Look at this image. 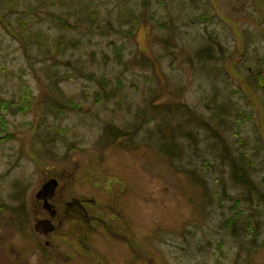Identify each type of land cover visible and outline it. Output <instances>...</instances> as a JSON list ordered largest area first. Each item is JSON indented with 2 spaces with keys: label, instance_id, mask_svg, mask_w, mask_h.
I'll return each instance as SVG.
<instances>
[{
  "label": "rangeland",
  "instance_id": "rangeland-1",
  "mask_svg": "<svg viewBox=\"0 0 264 264\" xmlns=\"http://www.w3.org/2000/svg\"><path fill=\"white\" fill-rule=\"evenodd\" d=\"M247 67L264 73V0H0L1 249L25 263L12 221L51 175L121 200L137 253L112 240L107 264H264V90L262 107L240 94ZM229 158L261 195L232 185Z\"/></svg>",
  "mask_w": 264,
  "mask_h": 264
},
{
  "label": "flooded vegetation",
  "instance_id": "flooded-vegetation-1",
  "mask_svg": "<svg viewBox=\"0 0 264 264\" xmlns=\"http://www.w3.org/2000/svg\"><path fill=\"white\" fill-rule=\"evenodd\" d=\"M75 186L81 185L70 181L67 186V181L58 180L51 200L33 195L24 201L23 211H18L21 217L12 222L15 230L32 241L31 254L23 264H107L112 259V240L120 243V247H114L118 251L129 249L137 253L123 236L128 227L119 212L121 200L109 193L104 198L95 193H79ZM47 202L53 209L47 208ZM130 219L136 223L134 216ZM39 221H50L52 231L44 235L33 232V225ZM122 246H126L123 251ZM12 255H7L9 260L20 264Z\"/></svg>",
  "mask_w": 264,
  "mask_h": 264
},
{
  "label": "trees",
  "instance_id": "trees-1",
  "mask_svg": "<svg viewBox=\"0 0 264 264\" xmlns=\"http://www.w3.org/2000/svg\"><path fill=\"white\" fill-rule=\"evenodd\" d=\"M140 15H135L131 11H127L125 13L124 19H129L128 22V29H126L124 34H127L130 36L133 34V31L139 28L140 24L138 23V18ZM119 30V29H118ZM117 30V31H118ZM134 31V32H135ZM254 71V69H253ZM243 81L242 88L240 94L250 103L253 104L254 102L259 105V107H262L261 97L259 95V89L264 90V80H263V74L258 73H248L246 78H241ZM24 98V97H23ZM26 98V97H25ZM67 106V104H66ZM3 107H6L7 109L10 108L11 110H20L23 111L24 108L22 106H18L15 102H7L3 103ZM229 110H233L234 106L232 104H229ZM258 107V110L256 112L257 116L260 115V109ZM222 114L226 112V109L224 107L219 110ZM190 113V111H187ZM244 115L243 113H240V116ZM1 120H3V117H0ZM2 123V122H1ZM5 130V124L1 126L0 132ZM108 137H105V143L108 144H114L116 143L123 135L119 133L118 130H114L112 128H109L107 130ZM230 159V180L233 186L240 187L243 189L246 200H250L251 195L257 194L261 195V192L258 188V185L255 181H253L251 175L249 174L248 167L250 166L249 161H247L246 166L242 163L237 161L235 158H229ZM206 195V194H205ZM251 231L256 232L255 229H251ZM233 234H235V231H233Z\"/></svg>",
  "mask_w": 264,
  "mask_h": 264
},
{
  "label": "water",
  "instance_id": "water-1",
  "mask_svg": "<svg viewBox=\"0 0 264 264\" xmlns=\"http://www.w3.org/2000/svg\"><path fill=\"white\" fill-rule=\"evenodd\" d=\"M53 181H55V180H49V182H47L45 185H43L42 188L37 193V195L39 197H47L50 195L52 196L53 190L55 187V183H53ZM35 229L39 233H46V232H50L52 230L51 227H48V224H43L42 222L37 224ZM0 264H11L10 261L5 256H3L1 250H0Z\"/></svg>",
  "mask_w": 264,
  "mask_h": 264
}]
</instances>
